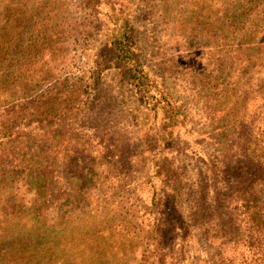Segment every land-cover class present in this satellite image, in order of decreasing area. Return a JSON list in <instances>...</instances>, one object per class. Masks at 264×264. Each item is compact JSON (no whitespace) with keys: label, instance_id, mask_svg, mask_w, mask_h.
<instances>
[{"label":"rangeland","instance_id":"obj_1","mask_svg":"<svg viewBox=\"0 0 264 264\" xmlns=\"http://www.w3.org/2000/svg\"><path fill=\"white\" fill-rule=\"evenodd\" d=\"M32 1L40 5L39 0ZM92 1L100 5L67 0V11L63 14L68 16L69 26L64 25L62 31L54 27L58 26L56 19L52 24L45 19L35 29L36 32L45 27L47 31L54 28L53 34L61 31L59 41L66 52L64 63L53 78L35 82L33 85L37 86L30 89L22 80L2 85L10 76L3 82L0 76V92H6L0 94V102L3 101L0 130H11L7 132L11 136L2 141L5 144L0 148L12 150L20 144L21 148L29 149L27 157L53 154L56 168L63 162L65 150L81 147L90 150L88 165L77 167V172L75 167L55 169L57 183L54 187L59 194L46 203L50 217L54 216L52 210L57 209L63 220L59 224L60 232L70 227L74 231L88 228L101 240L105 233L106 240L99 244L89 243L91 246L86 244L81 248L77 243L69 246L81 256L83 264H252L253 249L247 251L236 244L238 239L233 241L231 226L222 230L230 222L227 216L220 214L226 212L227 207H217L216 203L217 192L226 189L227 174L231 175L221 163L222 145L234 136L229 135L231 129L224 127L225 123L220 122L217 114L213 116L219 104L217 93L212 92L210 85H203L200 76L192 79L184 72L186 61L194 57L183 58L181 55L187 52L182 46L179 49L173 44L176 31L165 28L169 9L164 6V0H141V4L137 0ZM28 2L30 8L31 1ZM121 6L137 15L135 47L141 50L140 58L149 73L148 78L155 79L169 95L172 94L173 122L162 110L149 108L146 94L153 92L155 87L131 78L130 65L122 60V53L120 55L115 47L118 42L122 47V10L115 9ZM112 10L119 12L117 17L112 15ZM55 11L57 9L53 8L49 12ZM32 41H23L22 47L28 48ZM29 49L30 61L34 64L31 69L37 70L34 77L38 79L41 76L39 66L49 55L42 59L44 51L35 53L34 48ZM9 52L6 62H15L18 53L12 43ZM97 64L101 65L93 72ZM4 67L7 65L0 67L1 75L5 74ZM24 75L29 76L27 72ZM58 80L68 91L63 97L66 108L57 109L46 117L45 112L31 106V102ZM250 110L249 106L246 112ZM51 146L53 152L49 153ZM156 168L163 171L158 180L153 177ZM4 175L15 182L3 191V196L12 201L20 194L28 200L33 197L35 188L29 192L25 171L18 169L14 175ZM162 176L164 186L159 181ZM82 181L87 182L83 184ZM152 182L158 188L177 190L185 220L193 224L194 230H200L202 236L198 234L199 257L190 239L183 243L180 228L166 232L162 243L155 238L158 227L156 207L151 206ZM84 189L88 190V206L73 202L70 195ZM190 204L198 206L189 208ZM188 210L195 213L193 218ZM65 219H69L70 224ZM245 239L241 244L248 243V236ZM224 242H230L233 247L225 250ZM50 246L54 244L47 241L42 248ZM86 255L88 263L84 259ZM66 257V254L60 255L49 264L53 260H57V264H71L65 261Z\"/></svg>","mask_w":264,"mask_h":264},{"label":"trees","instance_id":"obj_2","mask_svg":"<svg viewBox=\"0 0 264 264\" xmlns=\"http://www.w3.org/2000/svg\"><path fill=\"white\" fill-rule=\"evenodd\" d=\"M30 1L31 7L28 8V0H0V67L7 65L2 68L5 74H0L1 81L10 76V79L0 85H5L7 81L22 80L26 82L25 86L27 84L30 89H34L38 82L53 78L64 63L66 51L59 38L62 35V27L69 26L68 16L63 14L67 11V0H39L40 5L37 6ZM137 1L142 3L141 0ZM82 2L92 6L100 5L94 4L92 0ZM164 6L169 9L167 18L165 17V28L176 31L172 38L173 44L177 48L182 46L187 52L181 55L183 58L194 57L191 61H186L184 72H188V77L192 76V79L200 76L203 85H210L212 92L217 93L219 104L216 105L213 116L217 114L220 122L225 123L224 127L231 129L229 135L234 136L231 141L225 143L226 145H222L221 163L232 175L227 174L224 194L217 192V207H227V211H221L220 214L227 216L230 221L226 229L222 230L231 226L233 241L238 239L236 244H240L247 251L253 249L252 264H264V0H164ZM61 7L64 8L60 10ZM53 8L57 11L49 12ZM115 9L119 12L122 10V47L119 42L115 47L120 55L122 53V60H126L130 65L129 76L155 87L153 92L146 94L149 108L153 111L162 110L173 122L175 106L172 94L169 95L167 89L162 84L159 86L155 79L148 78L149 73L140 58L141 50L138 46L135 47L137 15L124 6ZM119 12L112 10V15L117 17ZM45 19L50 24L56 19L58 26L54 27L61 31L53 34L54 28L47 31L45 27L35 32ZM26 40H33L29 47L34 48L35 53L44 51L42 59L44 55H49L39 66L41 76L38 79L34 77L37 70L31 69V66L34 67L29 56L31 50L29 47H22V42ZM11 43L12 46L15 45L18 57L15 62H6ZM100 65L97 64L93 72H96ZM25 72L29 76L24 75ZM214 80H217V83ZM35 82L37 84L34 86ZM61 82L58 80L51 88L42 92L37 100L31 102V106L45 112L46 117L57 109H65L63 97L68 91H65ZM0 94L6 92L2 90ZM2 103L1 100L0 104ZM249 106L251 110L248 113L246 110ZM221 128L224 131V128ZM8 131L11 130H0V146L5 144L3 140L11 136L7 134ZM53 143L56 144L55 139ZM56 146L58 147L57 144ZM9 150L0 148V264H49L52 259H57L63 254L68 256L66 262L79 264L80 261L83 264L81 256L72 252L69 246L77 243L78 248H81L86 244H99L106 240L105 233L102 234L101 240L100 236H95V232L88 228L74 231L70 227L60 232L59 224L63 220L57 209L52 210L54 216L50 217L46 203H49L50 197L56 195L57 198L59 194L54 187L57 183L54 180L55 169L70 170L75 167L77 172V167L88 165L90 150L85 147L79 150H65V158L60 165L57 164V168L53 154L27 157L29 149L26 150L25 146L21 148L20 144ZM52 152L51 146L49 153ZM18 169L25 171L29 192L31 188H35L33 197L29 200L22 194H14V201L3 196V191H7L15 182L4 174L14 175ZM162 173L163 171L156 168L153 177L158 180ZM163 180L162 176L159 179L162 186L165 185ZM86 182L82 181L83 184ZM151 188V206L156 207L155 220L158 227L155 238L162 243L166 232L180 228L183 243L190 239L199 257L200 230H194L193 224L185 220L177 190L158 188L154 182L151 183ZM161 189L165 192L162 193ZM87 194L88 190L84 189L70 195L73 196V202L78 201L88 206L90 200ZM195 206L198 204H190L189 208ZM188 213L194 217V212L192 214L191 210H188ZM64 221L70 224L69 219ZM85 226L88 227L87 224ZM64 233L67 235L64 236ZM199 236L202 237L201 234ZM247 236L248 243L241 244ZM60 240L66 242L62 243ZM47 241L54 246L42 248ZM223 246L225 250L233 247L230 242H224ZM45 256H48L47 260L44 259ZM88 258L87 255L84 256L86 263ZM56 261L53 260L52 264H57Z\"/></svg>","mask_w":264,"mask_h":264}]
</instances>
